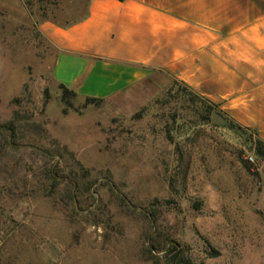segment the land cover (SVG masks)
Listing matches in <instances>:
<instances>
[{
  "label": "rangeland",
  "instance_id": "obj_1",
  "mask_svg": "<svg viewBox=\"0 0 264 264\" xmlns=\"http://www.w3.org/2000/svg\"><path fill=\"white\" fill-rule=\"evenodd\" d=\"M54 2L0 11V264H264L258 135L167 76L144 105L64 114L48 28L88 0Z\"/></svg>",
  "mask_w": 264,
  "mask_h": 264
},
{
  "label": "crops",
  "instance_id": "obj_2",
  "mask_svg": "<svg viewBox=\"0 0 264 264\" xmlns=\"http://www.w3.org/2000/svg\"><path fill=\"white\" fill-rule=\"evenodd\" d=\"M0 11L28 15L23 0ZM48 37L53 82L81 99L131 109L167 76L264 142V0H92L85 19Z\"/></svg>",
  "mask_w": 264,
  "mask_h": 264
},
{
  "label": "trees",
  "instance_id": "obj_3",
  "mask_svg": "<svg viewBox=\"0 0 264 264\" xmlns=\"http://www.w3.org/2000/svg\"><path fill=\"white\" fill-rule=\"evenodd\" d=\"M92 0H88V4H87V13L85 14L84 18L85 19L87 16H88V5L89 3L91 2ZM120 1H123V0H120ZM23 4L25 6V8L27 10H29L30 8H32L34 5H38V8L40 11H45V7L46 5H54L56 4V2H54V0H23ZM83 19L81 20H78L76 22H74L73 24H61L59 25V27H62V28H68L80 21H82ZM59 89L62 91L63 93V96H62V103L65 105V108L64 109V114H67L68 113V107H70V99L72 98H77V94L73 91H71L70 89H68L67 87H65L64 85H59ZM86 104L84 105V108H86L87 106L89 105H94V104H99V103H102L103 101L102 100H98V99H95V98H86ZM15 121V122H14ZM13 122L9 123V124H4V125H1L0 126V136L4 137V139H6V148L9 150V151H13L15 149V144H13V142H10L7 141V138L9 139H14L15 136H16V126L14 123H16V120H14ZM257 154L259 156H262L264 157V142H262L261 140H258L257 141ZM186 264H192L191 262H187Z\"/></svg>",
  "mask_w": 264,
  "mask_h": 264
},
{
  "label": "water",
  "instance_id": "obj_4",
  "mask_svg": "<svg viewBox=\"0 0 264 264\" xmlns=\"http://www.w3.org/2000/svg\"><path fill=\"white\" fill-rule=\"evenodd\" d=\"M212 122L215 125H222V126L227 124L226 120L220 114L217 113L213 114Z\"/></svg>",
  "mask_w": 264,
  "mask_h": 264
},
{
  "label": "built area",
  "instance_id": "obj_5",
  "mask_svg": "<svg viewBox=\"0 0 264 264\" xmlns=\"http://www.w3.org/2000/svg\"><path fill=\"white\" fill-rule=\"evenodd\" d=\"M249 161H250L251 163H255V158L252 157V156H250V157H249Z\"/></svg>",
  "mask_w": 264,
  "mask_h": 264
}]
</instances>
